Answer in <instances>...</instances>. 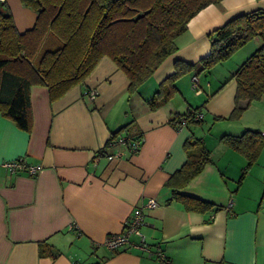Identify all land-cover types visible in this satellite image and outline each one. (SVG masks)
<instances>
[{
  "label": "crops",
  "instance_id": "obj_1",
  "mask_svg": "<svg viewBox=\"0 0 264 264\" xmlns=\"http://www.w3.org/2000/svg\"><path fill=\"white\" fill-rule=\"evenodd\" d=\"M24 10L26 17L14 18L21 32L37 18ZM257 10L264 11V0H223L201 10L177 38V51L136 93L129 92L125 72L105 57L83 83L53 101L46 86H32L30 131L0 114V264H264V145L248 168L247 156L222 140L246 131L264 137V96L231 118L233 74L262 40L253 39L208 73L182 75L166 105L147 104L177 61L198 63L210 53V33ZM91 90L98 92L94 100ZM189 108L202 111L200 123L172 122ZM127 125L118 137L143 139L138 151L105 149ZM196 139L211 152V163L180 192L207 202L205 210L172 200L167 186L187 161L185 144ZM17 158L42 168L35 176L9 172L3 164ZM150 199L159 203L145 211L141 227L150 251L139 246L137 235L131 246L109 249L106 239L125 231L134 209Z\"/></svg>",
  "mask_w": 264,
  "mask_h": 264
},
{
  "label": "trees",
  "instance_id": "obj_2",
  "mask_svg": "<svg viewBox=\"0 0 264 264\" xmlns=\"http://www.w3.org/2000/svg\"><path fill=\"white\" fill-rule=\"evenodd\" d=\"M223 0H21L37 14L34 25L19 31L7 2L0 1V114L22 130L32 129L31 87L43 85L51 100L81 84L105 57L113 60L129 79V92L136 93L171 54L176 40L188 29L189 22L203 9ZM210 53L196 64L177 61L174 74L162 82L152 98L151 109L166 105L178 92L179 78L193 69L208 73L228 60L255 38L262 40L233 74L237 81L235 109L239 118L245 108L264 96V11L239 15L209 35ZM241 102H246L242 106ZM194 111H200L199 108ZM187 111L176 116L175 123ZM130 125L113 134L109 144ZM132 137L127 138L130 147ZM230 147L244 153L248 168L253 166L264 145V137L246 131L240 137L223 136ZM187 161L173 174L167 186L173 188L172 200L182 201L187 209L205 210L207 202L180 192L204 167L211 163V152L201 139L185 144ZM104 153L105 151H101ZM244 176V175H243ZM52 258L57 256L51 251Z\"/></svg>",
  "mask_w": 264,
  "mask_h": 264
},
{
  "label": "built area",
  "instance_id": "obj_3",
  "mask_svg": "<svg viewBox=\"0 0 264 264\" xmlns=\"http://www.w3.org/2000/svg\"><path fill=\"white\" fill-rule=\"evenodd\" d=\"M2 2H5L6 0H0ZM198 78H193V88L199 92L198 86ZM98 92L97 90H91L89 92V98L94 100L97 96ZM188 111L194 114V121H199L203 119V113L202 111H194V109L189 108ZM180 124L182 126L187 125L186 118H182ZM143 143V139L136 138L134 140H131L130 147L127 145V138L126 137H119L118 139L112 141L109 146H128L131 152H136L141 147ZM119 155H110L109 159H114L118 157ZM5 168L12 173H15L17 171H27L29 174L35 176L40 170L41 166H29L25 163L24 158H17L15 160L6 161L4 164ZM233 200H229V207L232 205ZM159 206V203L155 199H150L146 203L136 207L133 211L131 219L128 221L125 231L122 233L112 235L108 237L105 241V245L111 249L112 251H118L121 249H125L129 246H131L133 243L131 242V236L137 235L140 238V244L139 246L146 251H150L146 241L145 236L143 235L141 231V227L144 224V213L145 211L155 208ZM158 258L164 259L162 257V253L158 254Z\"/></svg>",
  "mask_w": 264,
  "mask_h": 264
},
{
  "label": "rangeland",
  "instance_id": "obj_4",
  "mask_svg": "<svg viewBox=\"0 0 264 264\" xmlns=\"http://www.w3.org/2000/svg\"><path fill=\"white\" fill-rule=\"evenodd\" d=\"M7 8L12 13L13 17L17 18V20L21 21L22 18L26 17L27 12L24 9L27 7L22 4L21 0H10L9 4L7 5Z\"/></svg>",
  "mask_w": 264,
  "mask_h": 264
}]
</instances>
